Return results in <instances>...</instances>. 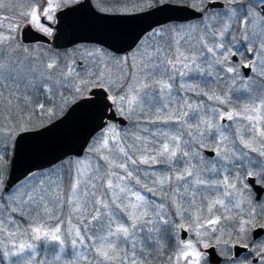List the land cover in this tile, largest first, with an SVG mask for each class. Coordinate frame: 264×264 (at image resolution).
Masks as SVG:
<instances>
[{
	"label": "snow or ice",
	"instance_id": "obj_1",
	"mask_svg": "<svg viewBox=\"0 0 264 264\" xmlns=\"http://www.w3.org/2000/svg\"><path fill=\"white\" fill-rule=\"evenodd\" d=\"M182 4L200 22L199 25L159 26L147 34L146 40L138 39L129 54L117 56L97 49L87 52L86 57L90 59H82L78 64L64 58H51L40 67L33 66L34 58L28 49L22 50L25 55L21 57L18 55L21 49L14 45L19 25L14 22L7 24V31H0V150L3 151L0 172L9 149H14L17 135L30 131L34 118L54 117L61 104L68 102L67 94L82 95L85 91L102 89L108 102L106 110L115 109L129 118L137 109L145 111V106L147 110L159 108L167 112L168 104L164 98L171 101L173 95H179L181 91L194 92L220 105H227L230 102L228 98L215 93L209 95L201 91L199 85L188 83L189 80L209 82L212 73H205L201 65L209 59L206 54H212L214 58L217 49H223L220 52L223 60L214 59V63L231 65L220 70L232 74L233 79L242 76L245 80H252L257 85L256 91L262 94L257 97L260 103L250 109L256 115L243 116L249 122L250 138L241 136L239 142L264 156V127L260 126L264 81L254 80V76L264 77V0H182ZM4 7L5 0H0V8ZM59 7V0H44L43 7L34 3L20 15L39 31L51 35V29L41 23V16L52 21ZM4 27L0 23V28ZM237 31L240 36L233 45L235 52H232L225 41L235 39L233 33ZM252 95L251 91L245 90L244 96L251 98ZM200 113L199 106L194 107L187 101L180 104L175 112H169L161 123L186 125L188 130L181 132L177 129L179 134L171 135L169 142H162L153 155H145L139 161L124 147H118L117 151L126 157V162L120 163L109 155H103L100 159L107 166L78 159L63 164L59 169L53 167L30 172L25 178L28 183L17 182L0 193V232L8 231V223L15 226L29 222L33 214L54 218L58 225L52 229L42 221L31 222L28 228L33 240L49 242L48 251L56 253L54 261H59L61 255L72 256L74 260L69 264H80L81 261L87 264H152L157 256L163 255L166 246L177 249L167 258L171 264H207L209 253L206 250L210 248L212 256L222 257L217 264H264V238L260 231L254 232L256 229L264 230V199L259 196L253 198V192L260 191L256 185H264V161H250L261 171L246 172V177L253 179L242 183L240 189L228 176L219 178L224 166L216 167V157L234 160L235 154L230 157L220 155L224 151L223 142L228 138L212 120L203 119ZM240 116L241 113L235 111L219 113L220 120L232 121ZM105 129L112 136L104 138L100 148L111 152L109 139L117 144V134L109 125H105ZM205 130L213 139L219 134L216 148L207 159L198 150H191L193 146L197 149L204 146L201 140L205 138ZM257 142L260 143L259 148L253 146ZM228 151L232 152L231 149ZM129 162L133 165H169L167 170L173 174L155 180L154 184L168 199V208L175 211H165L163 198L158 205L156 202L148 204L138 191L127 195L130 189L113 182L114 177L123 181L133 176L128 171ZM112 169L123 170L126 177L117 175ZM65 181L67 193L64 191ZM245 191L248 197L234 202L235 194ZM147 192L154 193V190L148 188ZM225 198H228L227 203ZM181 201H186L194 211L190 213L189 207H184ZM242 204L248 206L246 212L241 208ZM65 206L70 208L71 217L78 223L62 238L59 224L64 221L53 215V209ZM233 209L237 210L236 235L230 243L231 234L229 238H223V229L218 226L222 219L231 220L232 216L216 213L218 210L231 213ZM13 215L14 219L11 218ZM177 215L187 217V225L171 219ZM177 229L185 234L194 232L197 239L193 241L185 235V239L177 240ZM205 236L207 240L203 239ZM66 243L68 248L63 247ZM217 245L221 246L218 253ZM78 246L83 251H76ZM33 247L32 244H20L19 251L13 255L21 258L13 264H30L33 253L28 256L22 254ZM41 264H47V261L42 260Z\"/></svg>",
	"mask_w": 264,
	"mask_h": 264
},
{
	"label": "rangeland",
	"instance_id": "obj_2",
	"mask_svg": "<svg viewBox=\"0 0 264 264\" xmlns=\"http://www.w3.org/2000/svg\"><path fill=\"white\" fill-rule=\"evenodd\" d=\"M75 1L77 0H59V3H60L59 8L67 4L73 3ZM91 1L94 4V6L98 8L99 10L114 11V12L136 11V10L147 8L150 5L163 2V1H174L178 3H182V0H91ZM34 3L40 7L44 6V0H5L6 7L0 8V23H3L5 25L4 28H0V31L6 32L7 31L6 26L9 23L14 22L19 25V28L17 32L15 33V35L17 36V40L14 42V45L18 47L19 49H21V51L18 53V55H20L21 57L25 55V53L22 50L28 49V52L34 58L33 66L40 67L42 66L43 62H47L51 58H64L69 61H75L78 64L81 62L82 59H84L85 61L87 59H90L86 57L87 52L95 51L97 49H99L102 53L114 54L117 56L126 55V54H121V53L120 54L113 53L102 46H99L97 44H91V43H78L73 46L60 49V50L52 49L49 46L45 47L39 43H33V44L21 43L19 40V30L23 24L28 23V22L25 18L21 17L20 13L22 11L29 10L30 7ZM4 17H7L8 19L5 20ZM54 20L49 21V22L53 23ZM226 22L230 23V21H227V20ZM41 23L49 27L44 22L41 21ZM199 24L200 22L198 20L192 19L190 21H185V22H175V21L168 22L160 26L171 28V27H176V26L185 27L189 25H199ZM33 27L36 28L35 26ZM158 27L159 26H157L154 29H157ZM150 31L145 33L142 38L146 40L147 34ZM239 36H240V33L238 31L234 32L233 37L235 39L229 38L231 42L225 41L226 47H228L229 49L231 48L235 49L233 45L237 42V40L239 39ZM209 46H212V43H210ZM130 52L131 51H129L127 54H129ZM206 55H208L209 59L206 63H203L201 67L204 69L205 73L211 72L212 78L209 79V82L207 84H204L202 80H196V81L189 80L188 81V83L192 84L193 86L199 85L201 91H203V89L207 86H210V90H212L213 82L217 79L216 77L218 75L216 74L218 70L214 68L211 62V60L213 59L212 54H206ZM258 63H259V59H258ZM224 67L226 66H223V68ZM226 79L231 80L232 85L235 84V87L233 88V91H235V97L227 105L218 104L216 106L214 100H208V99L206 100L205 104H203V102L201 101V95H196L194 92L181 91L179 95H173L171 101H168L166 97L164 98V102L168 104L167 112L160 110L159 108L153 109V110H147V106H145V111L141 112L139 109H137V111L134 112L130 118L127 115H124L123 117H125L128 120L127 124L124 126H117L114 122H108L107 125H109L111 128H114L117 134L116 136L117 144L114 145L112 143V140L109 139V148L112 150L111 152L100 148V145L102 144L103 139L112 136V133L108 131L107 129H105L104 127L102 130H100L94 136L91 137V139L87 143L86 148L84 149L83 154L79 156H68L65 159L56 163L55 165L50 166L48 168L41 169V170H48L53 167L59 169L61 168L63 164H67L68 162H75L78 159H85L86 161L91 162L94 165L99 163V164H105V166H107L106 162L100 159V157L103 155H109L110 158L120 163L126 162V157H124L122 154H120L117 151L118 147H124L125 150L128 152V154L131 155L134 159H137V161H139V159L144 157L145 155H149V156L153 155L156 149L159 148L162 142H169V137L171 135L179 134V132L176 131L177 129H180L181 132H186L188 130L186 125L181 126L180 124H176L173 122H168L166 124L161 123V121L166 118L169 112H175L180 104H183L185 101H187V103L192 104L194 107L199 106L201 110V113H200L201 117L203 119L212 120L216 128L219 129V131L223 132V135L228 138L226 141L223 142L222 147L224 148V151H222L220 155L226 157L228 149L229 147H231V150H232L231 154L234 153L236 157H239L238 159H243L244 163H242L243 165H240L238 167L237 172L234 171L232 175L228 176L225 173V170L223 167V170L219 174V178L221 179L224 176H228L231 182L236 183L237 189H240L242 187V183H246L245 175H246V172H249L250 161L257 160L254 157V155H251L252 151L248 148H245L243 144L239 142L241 136H243L245 139H249L251 135L248 131L249 122L243 119V116H246V115L255 116L256 115V113H252L250 109L253 108L256 104L260 103V100L257 99V97L261 96L262 94L256 91V88H257L256 83L250 82L249 80L242 81L244 80L242 76H238L235 79H233L232 74L227 73ZM245 90L251 91L253 93L251 98L244 96ZM173 91L175 92V86H174ZM86 93L87 91H85L82 95ZM108 94L111 95L112 93L109 92ZM79 96L81 95L67 94L66 99L68 102L61 104L60 108L57 110V113L54 117L59 115L70 102H72L74 99H76ZM238 97H242V98H238ZM227 109H231L232 111L241 113V116L234 118L232 121L227 120L224 123L220 122L219 113ZM245 109H248L249 111H245ZM116 112L117 114H120L119 111H116ZM260 116L262 118L260 126L264 127V108L261 109ZM51 119L34 118L32 128L41 126L42 124L46 123L47 121ZM202 130H204L203 126H202ZM216 135H217L216 136L217 139H213L212 137L208 136V133L205 130V138L201 140V143L204 145L203 147H206V148L211 147L215 149L217 145V141L219 140V134L217 133ZM183 138H187V137H183ZM253 146L256 148H259L260 143L259 142L254 143ZM93 147H95L96 149H100V150L91 151ZM203 147L197 149L195 146H193L191 150L192 151L198 150L201 153V155L205 159H207L208 157L202 151ZM11 150L12 149H9L3 161V170L2 172H0V180H2L3 183H4V179L6 177L7 170H8ZM185 150H188V149H185ZM248 150H249V159H248V154H247ZM242 154H246V155H242ZM0 155H3L2 150H0ZM218 158L220 157H216V159ZM221 165L224 166L225 164L217 163L216 167L218 166V168H220ZM204 166L206 167L207 165H204ZM168 168H169V165L166 163H157V164H152V165H145V164L137 163L133 165L129 162L128 171H131L133 173V176L131 178H127L126 173H124L123 170L112 169V171L116 172L117 175H124L126 177L125 180L123 181H117L116 178L114 177L113 182L114 183L119 182L121 187L130 189V192H128L127 195H130L131 192L138 191L140 194L145 196V201L148 204L156 202L158 205L159 200L163 198L165 199V211L166 212L175 211V209L168 208V199L164 197V194L158 190L159 186L154 184L155 180H158L164 176H169L173 174L171 171L167 170ZM208 175H211V174H208ZM25 178L20 180L19 182H22L25 184L28 183V180ZM3 183L0 184V193H2L3 191L2 190ZM148 188H152L154 190V193L147 192ZM14 190L15 189H13V191ZM64 191L65 193H67L68 191L67 181H65V184H64ZM100 191H98V195L100 194ZM205 195H208V193H205ZM247 197H248V193L246 191L243 192L242 194L238 192L234 196V202L243 200ZM227 199L228 198H225L226 203H227ZM262 199H264V197ZM126 202L127 201H125V203ZM181 203L184 205V207H189L186 201H181ZM197 204L198 205L200 204L199 199L197 200ZM241 208L246 212L248 209V206L246 204H242ZM193 211L194 210L189 207V212L191 213ZM236 213H237L236 209H233L231 213H223L222 210H218L216 213L222 216L223 215L232 216L231 220L222 219L221 224L218 226L221 229H223L224 237L229 238V234H231L230 243L233 242L235 235H236V228H235V222L237 220ZM53 215L59 216V219L61 221H64V223L59 224L61 228L62 238L65 237V234L67 233V230L69 228L73 227V225L78 223V221L75 218L71 217V210L67 206L59 210L54 208ZM11 218L14 219L15 216L13 215ZM69 219H71V223H68ZM171 219L178 221L179 223H185L186 225L188 223L187 217L181 218L180 216L177 215V216L171 217ZM41 221L49 229H52L58 225V221L56 219L50 218L49 216H46L43 214H41L38 217L35 216V214H33L29 222H20L15 226H13L11 223H8L6 225L8 231L0 232V264H13L14 261L19 260L21 257L17 255H13V254L19 251L20 244H25V245L32 244L34 246L33 249L25 251L22 254L23 256H28L30 253H33L31 255L30 264H41L42 260H46L47 264H69V261L74 260V258L70 255L67 257L61 255V259L59 261H54L53 257L56 255V253L48 251V248L51 246L49 242L33 240L30 230L28 228V224L31 222H41ZM11 233H14V234H11ZM175 237L177 240H182L179 238V229L176 230ZM187 239L195 241L197 237L195 236L194 232L190 231L188 232ZM203 239L207 240L208 237L205 236L203 237ZM85 243H87V240L85 241ZM213 243L215 242L213 241ZM63 247L68 248L69 245L66 243ZM197 247H199V245H197ZM220 247H221L220 245L216 246V250L218 252L220 250ZM76 251L78 252L83 251V248L81 246H78ZM176 251L177 249L175 247L166 246L163 249V255L157 256L156 260H154L152 264H171V262L168 261L167 258L171 256L172 254H174ZM26 264H28V262H26ZM80 264H87V262L81 261ZM207 264H209L208 261H207Z\"/></svg>",
	"mask_w": 264,
	"mask_h": 264
},
{
	"label": "water",
	"instance_id": "obj_3",
	"mask_svg": "<svg viewBox=\"0 0 264 264\" xmlns=\"http://www.w3.org/2000/svg\"><path fill=\"white\" fill-rule=\"evenodd\" d=\"M54 15L55 22L51 24L54 30L50 36L25 23L20 28L21 41L44 42L55 49L79 42H94L116 53H123L133 48L136 41L156 25L195 18L182 3L170 1L139 11L104 12L96 9L91 0H78L57 9ZM106 109L108 102L104 91L92 89L72 101L56 118L17 135L2 189L6 190L30 172L51 166L69 155H81L90 138L108 120H114L118 126L126 124L127 120L116 114L114 109ZM204 152L209 154L212 150L205 149ZM251 179L247 177V182ZM256 188L260 191H255V197H260L262 186L257 184ZM255 231H260V235L263 232L259 229ZM179 235L183 239L187 234L179 229ZM206 251L210 263L221 261L219 255H211V248Z\"/></svg>",
	"mask_w": 264,
	"mask_h": 264
},
{
	"label": "flooded vegetation",
	"instance_id": "obj_4",
	"mask_svg": "<svg viewBox=\"0 0 264 264\" xmlns=\"http://www.w3.org/2000/svg\"><path fill=\"white\" fill-rule=\"evenodd\" d=\"M156 27H154V28H156ZM51 30H52V28H51ZM129 51H131V50H129ZM221 51H223V49H217V50H215V57L211 60L214 68H216L218 70V72H216V74H218L217 75L218 79H216L213 82V86H212L213 88H212V90H210V86H207V87H205L203 89V92H207V93H209V95H212L213 93H215V94L220 95L222 97H226L230 101H232L234 99V97H235V91H233V88L235 87V84L232 85L231 80L226 79V77H227V72L226 71H221L220 70V69L223 68V66H226L224 68H227L228 66H231V65L229 63H220V64L214 63V59L215 60H219V61H222L223 60V56L220 55V52ZM230 51L235 52V49L231 48ZM128 52L121 53V54H127ZM224 55L227 56V55H229V53H224ZM237 55H239V53H237ZM229 59L231 60L232 58L229 56ZM254 80H256V81H264V78L263 77H259V76H254ZM242 81H248V80H245L244 79ZM249 81L250 82H253L252 80H249ZM206 100H207V97L201 95V101L203 102V104H205ZM215 104L217 106L218 105V102L215 101ZM227 111H232V110L231 109H227ZM226 121H224V122H226ZM224 122H222V123H224ZM216 139H217V137H216ZM205 149H211L213 151V148H211V147H207V148L206 147H203L202 151L208 157L209 154H207V153L204 152ZM229 149H231V147H229ZM247 154H248V159H249V150L247 151ZM251 155H254V157L258 161H264V156H260L256 152H253L252 151ZM230 156H232V154H231V152L228 151L227 154H226V157H230ZM251 157H253V156H251ZM238 158L239 157H236V156H235V159L234 160L233 159H224V160H221L220 158H218L217 161H218V163L225 164L224 165V170H225V173L229 176L230 173L232 174L234 171L237 172L238 171V167L240 165H243L242 164V163H244L243 159H238ZM217 168H218V166H217ZM260 171L261 170L256 165H254L252 163H249V172H260ZM232 179H233V177H232ZM261 186H262V192L260 194V198L262 199L264 197V185H261ZM253 198H255V191L253 192ZM260 236L262 238H264V230H263V232H262V234Z\"/></svg>",
	"mask_w": 264,
	"mask_h": 264
}]
</instances>
